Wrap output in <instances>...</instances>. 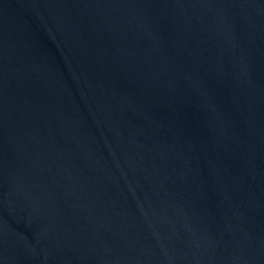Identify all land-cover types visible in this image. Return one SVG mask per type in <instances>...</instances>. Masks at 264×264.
<instances>
[{"label":"water","instance_id":"95a60500","mask_svg":"<svg viewBox=\"0 0 264 264\" xmlns=\"http://www.w3.org/2000/svg\"><path fill=\"white\" fill-rule=\"evenodd\" d=\"M0 264H264V0H0Z\"/></svg>","mask_w":264,"mask_h":264}]
</instances>
